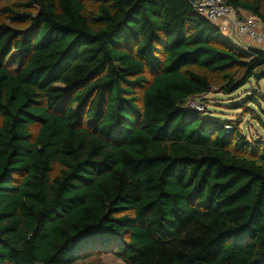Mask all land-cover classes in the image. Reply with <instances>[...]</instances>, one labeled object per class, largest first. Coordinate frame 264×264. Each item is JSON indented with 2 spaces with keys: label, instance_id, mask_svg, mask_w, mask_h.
Returning <instances> with one entry per match:
<instances>
[{
  "label": "trees",
  "instance_id": "1",
  "mask_svg": "<svg viewBox=\"0 0 264 264\" xmlns=\"http://www.w3.org/2000/svg\"><path fill=\"white\" fill-rule=\"evenodd\" d=\"M3 1L0 264H264V139L188 103L259 85L264 50L190 0Z\"/></svg>",
  "mask_w": 264,
  "mask_h": 264
},
{
  "label": "rangeland",
  "instance_id": "2",
  "mask_svg": "<svg viewBox=\"0 0 264 264\" xmlns=\"http://www.w3.org/2000/svg\"><path fill=\"white\" fill-rule=\"evenodd\" d=\"M21 1V0H17ZM7 2L0 0V8L6 5ZM264 8V0L262 2ZM97 5L88 0L86 3L85 13L90 15L95 12ZM0 23L11 24L15 27H24L25 24H12L10 20L0 14ZM225 39L226 35L222 34ZM214 83H218L216 75H209ZM259 86V87H258ZM211 93H208L202 97H195L189 99L188 103L191 106H195L198 110L205 111L206 109L211 112V115L217 119L232 121L235 126H238L239 131L246 136L247 139L262 138L264 139V101L258 99L256 102L249 101L244 103L242 107H236V105H242L243 101L248 99L247 97L253 95L252 89L259 88L264 92V80L260 81L258 85L255 81H252L251 85L244 87L232 96H226L217 92V85ZM253 87V88H252ZM141 89H138V93L141 94ZM59 169L56 166V171ZM75 264H127L123 262L112 252H95L84 257L80 262Z\"/></svg>",
  "mask_w": 264,
  "mask_h": 264
},
{
  "label": "built area",
  "instance_id": "3",
  "mask_svg": "<svg viewBox=\"0 0 264 264\" xmlns=\"http://www.w3.org/2000/svg\"><path fill=\"white\" fill-rule=\"evenodd\" d=\"M192 3L208 20L224 28L228 25L234 26L239 35L245 36L254 45H264V27L261 26V20L255 16L241 15L227 0H195Z\"/></svg>",
  "mask_w": 264,
  "mask_h": 264
},
{
  "label": "crops",
  "instance_id": "4",
  "mask_svg": "<svg viewBox=\"0 0 264 264\" xmlns=\"http://www.w3.org/2000/svg\"><path fill=\"white\" fill-rule=\"evenodd\" d=\"M240 14L243 15V16H246V15H252L249 11L247 10H244V9H240L239 10ZM253 16V15H252ZM226 22V21H225ZM261 26L264 27V22L261 21ZM224 25V24H222ZM220 26V24H219ZM221 32L223 34H225L234 44H236L237 46L239 47H249V46H255V47H258V48H261L264 50V45L262 46H259V45H254L253 43H251V41L246 38L245 36L243 35H239L237 32H236V29L234 26H227V27H223L221 26Z\"/></svg>",
  "mask_w": 264,
  "mask_h": 264
},
{
  "label": "water",
  "instance_id": "5",
  "mask_svg": "<svg viewBox=\"0 0 264 264\" xmlns=\"http://www.w3.org/2000/svg\"><path fill=\"white\" fill-rule=\"evenodd\" d=\"M191 2H194L195 0H190Z\"/></svg>",
  "mask_w": 264,
  "mask_h": 264
}]
</instances>
